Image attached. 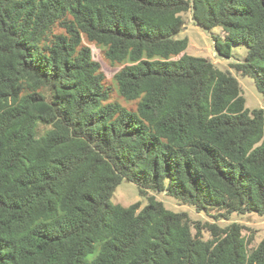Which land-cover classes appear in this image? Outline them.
<instances>
[{
	"label": "trees",
	"instance_id": "16d2710c",
	"mask_svg": "<svg viewBox=\"0 0 264 264\" xmlns=\"http://www.w3.org/2000/svg\"><path fill=\"white\" fill-rule=\"evenodd\" d=\"M189 12L241 60L186 54ZM241 75L264 101V0H0V264H264L235 219L264 216ZM125 180L144 207L111 204Z\"/></svg>",
	"mask_w": 264,
	"mask_h": 264
},
{
	"label": "rangeland",
	"instance_id": "374dc122",
	"mask_svg": "<svg viewBox=\"0 0 264 264\" xmlns=\"http://www.w3.org/2000/svg\"><path fill=\"white\" fill-rule=\"evenodd\" d=\"M187 21L186 29L179 35L180 39L188 40V48L185 51L186 54L204 57L213 60L220 69H230V64L239 61L244 56L245 49L243 46H238L235 48L233 58L227 59L220 57L215 51L213 45V37L221 32V29L214 28L212 30H206L203 27H199L194 23V18L191 12L184 15ZM92 53L95 60L101 63L102 69L107 76L109 81L112 80L113 76L120 69L119 67H112L104 59V54L95 45H91ZM238 80L242 87L243 97L246 100V109L249 111H254L257 109H264V101L262 95L257 90L254 80L248 76H238ZM127 106L129 104L125 103ZM264 143V140L262 141ZM259 145H262L261 143ZM160 200H163L165 206L173 211H189L194 219L197 218L196 212L193 209L180 206L175 202L174 199L170 197L160 196ZM141 202L144 207L147 204L146 198L140 196L139 188L125 180L117 188L114 197L111 200L112 205H121L124 207H130L136 203ZM236 221L249 227L245 231L247 237L253 238L254 241L260 242L264 238V216H259L257 214L243 215L241 217H236Z\"/></svg>",
	"mask_w": 264,
	"mask_h": 264
}]
</instances>
